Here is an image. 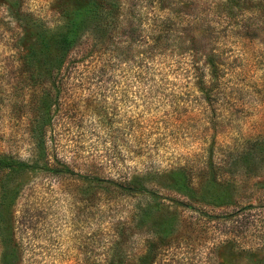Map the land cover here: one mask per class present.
Here are the masks:
<instances>
[{"label": "trees", "instance_id": "16d2710c", "mask_svg": "<svg viewBox=\"0 0 264 264\" xmlns=\"http://www.w3.org/2000/svg\"><path fill=\"white\" fill-rule=\"evenodd\" d=\"M17 2L21 8L23 0ZM62 17V24L55 30L39 26L34 42L20 58L25 72L36 73L31 79L49 84L50 99L41 97L39 108L30 109L34 110L32 138L42 165L36 166L37 160L28 163L0 154V264L64 263L61 250L44 241L35 242V235L26 231L33 225H25L30 220L25 211L12 221L9 207L16 187L10 179L37 167L54 177L73 173L65 156L48 154L46 141L50 139L49 127L55 123L51 107L59 111L76 89L92 87L96 90L90 95L107 98L118 92L105 93L103 89H115L122 80L128 85L131 82L137 87L138 97L144 99L142 110L155 111L147 122L156 129L166 120L201 113L211 119L202 124L206 130L223 133L222 123L228 118L221 106L226 103L235 108L234 112L240 111L234 96L237 92L244 99L242 110L264 105V0H75L62 10ZM247 77L255 83L254 89L245 83ZM102 113L99 121L105 126L121 122V118L108 117L105 110ZM134 122L120 128L121 133L130 136L134 148L141 149L152 135L134 130ZM90 135L85 134L81 142L89 145ZM160 139L155 138L156 144ZM240 147L242 152L234 155L232 165L246 172L248 161L256 154L264 156V134L244 139ZM108 156L115 162L113 154ZM206 158L204 162L212 167L207 178L215 180L214 162L210 155ZM143 170L131 176L95 178L102 195L108 196L107 202L134 199L133 212L128 223L116 222L113 238L99 244L94 259L85 258L82 264H155L167 258L180 262L191 259V252L178 250L180 239L171 238L178 220L176 212L156 214L163 200L193 210L207 220L204 223L226 219L225 214L201 209L205 204L228 206L229 195L224 188L196 189L193 172L186 166L169 171ZM161 191L176 196H161ZM84 195L86 201L92 198L90 193ZM141 199H147L146 204H135ZM251 207L248 204L245 209ZM137 240L144 250L135 257L131 245ZM237 254L243 264L262 261L254 258V251L243 249Z\"/></svg>", "mask_w": 264, "mask_h": 264}, {"label": "rangeland", "instance_id": "374dc122", "mask_svg": "<svg viewBox=\"0 0 264 264\" xmlns=\"http://www.w3.org/2000/svg\"><path fill=\"white\" fill-rule=\"evenodd\" d=\"M73 1L23 0L18 8L17 0H0V154L28 163L37 160L30 125L34 110L30 109L39 108L41 97L50 99L49 84L31 79L36 73L25 72L20 58L34 42L37 28L55 30L63 22L62 10ZM129 83L122 80L115 89H103L105 93L118 92L117 96L107 98L90 95L95 88L80 87L70 99L67 97L69 103L61 104L59 111L51 107V119L55 117V123L48 130L47 152L55 157L65 156L73 173L54 177L37 167L10 179L16 187L9 207L12 221L25 211L30 218L25 225H33L26 231L35 235V242L44 241L47 246L61 250L63 264H82L85 258L92 261L99 244L113 238L116 222L131 221L134 202L128 198L107 202L108 196L102 195L95 178L131 176L144 172V168L169 171L186 166L193 172L196 189L213 186L226 190L228 206H201L206 213L225 214L226 219L204 223L207 220L199 218L193 210L163 200L156 214L176 212L178 220L171 229V238L180 239L178 250L191 252V259L180 262L167 258L155 264H243L237 254L243 249L257 252L254 258L264 264V156L256 154L248 161L250 168L246 172L232 165L234 155L242 152L244 139L264 134V105L242 110L244 99L237 92L234 96L239 100L237 109L241 112H234L235 108L226 103L221 106L228 118L222 123L223 133L206 130L202 124L211 119L201 113L166 120L156 129L147 122L155 111L142 110L144 99L138 97L137 87ZM245 83L254 89L255 83L248 77ZM102 110L108 117L121 118V122L105 126L99 121ZM130 121H135L134 130L151 132L152 136L145 140L148 144H143L141 149L134 148L130 136L121 133L120 128H126ZM85 134H91L89 145L81 142ZM157 136L161 138L158 144ZM108 154L114 155L115 162L109 161ZM209 155L214 162L215 180L207 178L212 167L204 161ZM34 164L41 166L42 162L37 160ZM89 193L92 198L86 201L84 194ZM165 194L176 196L160 192L161 196ZM146 201L141 199L135 204L144 205ZM248 204L252 207L245 209ZM232 212V216L226 215ZM131 248L135 257L143 254L139 240Z\"/></svg>", "mask_w": 264, "mask_h": 264}]
</instances>
